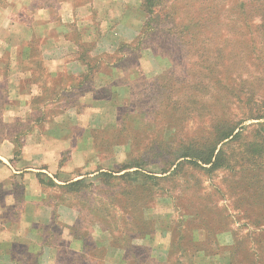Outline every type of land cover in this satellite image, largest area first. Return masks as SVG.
Segmentation results:
<instances>
[{
  "label": "rangeland",
  "instance_id": "rangeland-1",
  "mask_svg": "<svg viewBox=\"0 0 264 264\" xmlns=\"http://www.w3.org/2000/svg\"><path fill=\"white\" fill-rule=\"evenodd\" d=\"M111 1L109 13L100 0H32L17 22L0 10V79L23 80L26 95L11 92L32 106L29 119L0 117L15 158L33 155L18 264H48V250L55 264H264L260 177L175 159L213 113L240 123L243 141L257 135L264 0ZM6 101L2 89L0 113ZM16 184L14 197L0 191L15 221Z\"/></svg>",
  "mask_w": 264,
  "mask_h": 264
},
{
  "label": "crops",
  "instance_id": "crops-1",
  "mask_svg": "<svg viewBox=\"0 0 264 264\" xmlns=\"http://www.w3.org/2000/svg\"><path fill=\"white\" fill-rule=\"evenodd\" d=\"M6 2H10L11 5L0 7V10H9V14L7 15V19L10 20V22H17L15 18L12 20L10 18L11 14H28V16L32 17L31 10L29 7L32 6V0H24V3H22L20 0H6ZM111 0H100V4L97 5V12L100 9L106 10V8H109L110 13V6L112 5ZM10 8V9H8ZM112 12V11H111ZM35 15L37 14L40 16L41 19L44 21H47L49 19V11L47 6H39L34 9ZM34 21V19H33ZM1 51V48H0ZM58 69V65L57 68ZM11 76V75H10ZM25 77V75H24ZM24 81L18 79H6V81H3V79H0V90L4 89L6 90V106L3 109V112L0 113V117H3L5 119H17V120H26L31 118L32 116V106L30 101V95L27 99L26 97H17L13 95L11 92V87H17V90L19 94L26 95L23 90ZM29 94V93H28ZM27 94V95H28ZM29 141V139H27ZM39 141H36V144L38 145ZM16 142L14 137L10 136H3L0 137V191L4 189L5 196L7 197H14L15 196V190L16 189V183L17 181L21 182L23 184L24 195L23 199L25 202L22 201V205L18 208L19 212V220L15 221L10 218H8L5 214V207H0V264H18L21 263V260L17 258V254L15 253V247L18 242L21 241V239L26 237L27 233L25 229L29 230L30 225H27V219L32 214L28 211V206L30 205L29 196L31 195V184L29 186V174L31 171V161L33 155L30 153H25L21 159L15 158V150H16ZM33 148V147H32ZM39 148V147H35ZM39 152V151H35ZM22 165V166H20ZM7 183H10L11 187H5ZM31 183V182H30ZM5 214V216H4ZM5 222H8L5 223ZM7 224V225H6ZM38 224H35L34 228H37ZM34 231H31V234H33ZM17 243V244H16ZM55 255H57L52 250L44 251L43 259L42 261H47L48 264H55L56 258Z\"/></svg>",
  "mask_w": 264,
  "mask_h": 264
},
{
  "label": "trees",
  "instance_id": "trees-1",
  "mask_svg": "<svg viewBox=\"0 0 264 264\" xmlns=\"http://www.w3.org/2000/svg\"><path fill=\"white\" fill-rule=\"evenodd\" d=\"M210 116L212 117V131L207 137H202L198 147L194 144H189L185 148L177 147L180 154H177L175 159L187 158L194 167L206 168L205 165H210L207 168L211 170L222 168L228 171H249L255 178L260 177L255 184H257V193L264 196L262 181L264 179V176L262 177L264 175V121L255 125L257 135H253L252 139L245 142L243 140L246 133L236 132L240 123H233L215 113ZM252 118L264 119V115H254ZM233 141H239V149L230 153L226 152L227 150L222 146L227 144L229 147ZM220 144H222L221 147H219ZM172 164L175 163L172 162ZM129 167H135V165Z\"/></svg>",
  "mask_w": 264,
  "mask_h": 264
}]
</instances>
